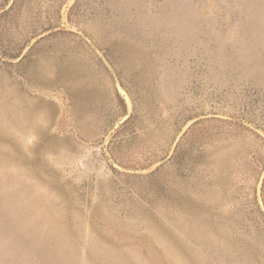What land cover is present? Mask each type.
<instances>
[{
    "label": "rangeland",
    "instance_id": "obj_1",
    "mask_svg": "<svg viewBox=\"0 0 264 264\" xmlns=\"http://www.w3.org/2000/svg\"><path fill=\"white\" fill-rule=\"evenodd\" d=\"M0 264H264V0H0Z\"/></svg>",
    "mask_w": 264,
    "mask_h": 264
}]
</instances>
